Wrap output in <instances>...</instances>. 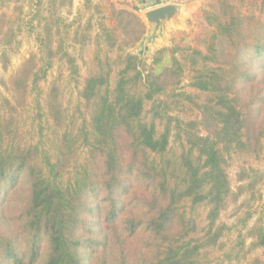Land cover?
Masks as SVG:
<instances>
[{"label":"trees","instance_id":"1","mask_svg":"<svg viewBox=\"0 0 264 264\" xmlns=\"http://www.w3.org/2000/svg\"><path fill=\"white\" fill-rule=\"evenodd\" d=\"M47 1L39 54L3 83L0 264H206L225 229L220 210L244 191L231 187L226 169L256 160L264 147V8L245 13L222 1L205 10L196 46L161 48L144 68L124 47L145 25L118 9L117 40L98 41L80 77L63 44L53 47L67 25L51 8L56 0ZM7 18L0 13V39L10 46ZM57 53L76 82L73 111L58 84L40 87ZM42 94L49 150L23 137L18 114L32 95L41 109ZM186 107L198 118L176 115ZM252 229L254 247H264V224Z\"/></svg>","mask_w":264,"mask_h":264},{"label":"rangeland","instance_id":"2","mask_svg":"<svg viewBox=\"0 0 264 264\" xmlns=\"http://www.w3.org/2000/svg\"><path fill=\"white\" fill-rule=\"evenodd\" d=\"M222 1L245 13L253 9L257 14L264 8V0H203L198 8L189 10L188 13L180 9L174 19L154 28L148 26L144 18V12L150 9V0L139 4L138 0H56L51 8L63 19L67 28L52 37L53 47L56 48L58 43H62L67 52L74 57L80 77L85 76L87 69L91 67V55L96 43L99 41L100 46H104L108 42L107 35L111 37V41L113 38L117 40L119 36L115 29V11L127 9L121 6H128L127 10L134 11L142 19L145 32L133 45L126 44L124 51L137 55L139 67L144 68L151 63L153 56L161 48L196 46L207 31L203 19L205 10L209 8L218 10ZM37 9L39 13L32 21L33 29H29L26 21ZM47 9V0H0V13L7 15L6 23L14 28V42L10 46L4 45L0 39V118L7 110L4 98H9L3 83L29 54H39L35 35L44 34L43 17L48 16ZM56 55L40 87L45 93L53 82L58 84L61 87L63 105L73 111L78 105L76 82L69 75L65 59H59V53ZM188 82L189 79L185 77L181 85ZM184 87L188 91H195L189 86ZM42 98L43 94L41 109L37 108L32 95L29 97L28 106L18 114L23 137L42 150H49L52 136L44 115ZM176 115L183 120H192L198 118V111L186 107ZM199 131L203 132L201 127ZM174 145L177 147V144ZM226 170L231 187L235 189L238 185H243L244 191L237 199H230L220 210L217 223L223 225L225 229L219 244L207 252L205 262L264 264V247H254V237L251 235L253 227L264 224V147L256 160L248 161L246 164L234 160ZM239 172L240 175L247 173V177L242 181H238ZM197 211L204 219L207 207L200 206Z\"/></svg>","mask_w":264,"mask_h":264},{"label":"water","instance_id":"3","mask_svg":"<svg viewBox=\"0 0 264 264\" xmlns=\"http://www.w3.org/2000/svg\"><path fill=\"white\" fill-rule=\"evenodd\" d=\"M180 11V6L175 3H166L150 8L144 12L146 24L157 27L166 21L174 19Z\"/></svg>","mask_w":264,"mask_h":264},{"label":"crops","instance_id":"4","mask_svg":"<svg viewBox=\"0 0 264 264\" xmlns=\"http://www.w3.org/2000/svg\"><path fill=\"white\" fill-rule=\"evenodd\" d=\"M150 1H151L150 2L151 5L149 8L166 3H175L180 6L182 12L185 11L186 13H188L189 10L198 8L203 0H150ZM139 2H146V0H138V4ZM121 7H125L129 9L128 6H121Z\"/></svg>","mask_w":264,"mask_h":264}]
</instances>
